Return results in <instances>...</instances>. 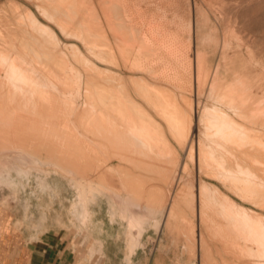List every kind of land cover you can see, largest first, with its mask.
<instances>
[{
    "label": "rangeland",
    "instance_id": "obj_1",
    "mask_svg": "<svg viewBox=\"0 0 264 264\" xmlns=\"http://www.w3.org/2000/svg\"><path fill=\"white\" fill-rule=\"evenodd\" d=\"M106 7L129 53L111 48L95 76L133 103L134 117L117 134L127 142L114 150L109 134H96L94 114L83 123L76 118L88 70L71 58L75 77L61 80L62 94L42 82L73 108L55 118L51 130L59 137L18 140L0 128V150L21 147L112 189L130 206L156 211V218L137 230L120 201L101 190L83 209L67 178L44 168L28 176L14 171V186L0 182L4 229L56 241L64 264H264V0H106ZM173 115L180 120L174 129L166 118Z\"/></svg>",
    "mask_w": 264,
    "mask_h": 264
},
{
    "label": "bare ground",
    "instance_id": "obj_2",
    "mask_svg": "<svg viewBox=\"0 0 264 264\" xmlns=\"http://www.w3.org/2000/svg\"><path fill=\"white\" fill-rule=\"evenodd\" d=\"M85 2L90 3L89 5L92 9L96 8L94 6L93 0H0V128L2 130H5V133L11 135L12 137H15L14 139L20 140V137L22 138L29 133L38 134V136L39 134L47 136H55L57 134V136L59 137L58 132L51 130L52 126L57 122L55 118L59 115H70L73 111V108L68 102L60 104L54 97L50 95V89L48 91V87H45L42 82H49L50 84H52V87L54 86L61 93L63 90L62 88L64 87V84L62 83L63 81L61 82V80L70 79L71 81V77H75V75L71 76V72L73 70V66L71 63L72 58L73 61L75 60L81 65L86 66L88 70V72L83 76L79 75V73L81 72L78 73L79 76L83 77L79 79L84 83L83 86L85 87V89L83 87V91L81 90V95L83 96L84 100L82 101L81 106L77 108L76 112L78 114L76 115L78 116L76 118L81 123H83L88 115V112H91L95 115V117H93L90 121L93 128L95 129L96 134H109L110 136L109 138H107V140L109 141L108 143L112 144L115 147H117V144H123L121 140L117 138V134L118 132L125 134L124 128L117 123V119L114 118V116L105 117L102 115L104 105L102 102L103 99L99 97L100 90L97 88V86L94 89L92 86V84L96 85L94 81H97V75L95 76V73L97 72H94L93 74L91 73L93 71L92 65L100 63L104 59L105 55H107L106 48L109 44H107L105 40L109 38L107 36V32L109 30L106 29L107 25H102L101 21L99 22L96 19V13L92 15L93 17L86 16L89 8H85ZM84 8L85 10H83ZM74 41H76V43ZM89 53L91 57H93L92 59L94 60V63H88V59L86 60L85 56H87V54L89 55ZM80 64L78 65L80 66ZM70 91H72V89ZM76 92L77 91H75V93ZM79 94L80 93H78L77 95ZM62 98L65 97L63 96ZM31 115L35 116L30 117ZM172 118L173 117H171V119L169 118V122L171 123V125L177 124L178 121ZM222 119H224V117ZM222 121L221 123H223ZM221 123L219 124V127L224 124ZM228 125L229 124L227 123V126ZM241 125L243 127V123ZM223 127L221 126L220 129L223 130ZM227 128L232 130L231 126ZM227 128L224 127L225 130L223 131L227 132L229 130ZM252 130L254 131L255 129L252 128L250 133H252ZM247 131L248 129L246 130V132ZM226 139L227 138H225L224 142H226ZM61 144L62 141H60L59 145L61 146ZM251 144L254 145L253 143ZM214 145L218 144L215 143ZM250 145L247 146L250 147ZM222 146H225L224 143ZM119 147H121V145H119ZM226 148L228 149V147ZM233 157L235 156L233 155ZM44 168H48L49 170H56V172H60L59 174L62 173L67 178V181L70 183L69 185H72V187L77 190L76 193L78 192V204L83 209H86V204L88 202L87 200L93 196L90 195L95 193L96 191L101 190L102 192L108 194L107 196H111V198L118 200V202L120 201L122 205V211L124 213H128L129 219H127L129 220L130 225H132V227L134 228H137V230H142V225L149 218H156V211H153L145 206H130L120 195L116 194L112 189L101 184L93 183L90 180L83 179L77 176L75 172L70 169H65L53 163H44L36 154L27 152L21 147H10L0 150V182L2 181L9 186H14L13 181L15 179H12V173L14 171L22 174V176H28L30 175L29 173L32 170H43L44 172ZM88 205L89 203L87 204V206ZM87 212L88 211H86V214ZM88 213H90V211ZM124 213L122 215H124L125 217L127 214L125 215ZM259 219L262 221V218ZM259 221L256 220L257 223ZM158 224L160 223L158 222ZM254 226L256 227V224ZM257 230L259 231V229ZM262 230L263 229L260 230L261 233ZM140 233L142 234V231ZM133 238L134 239H132V241H129V243H132V245L129 244L130 247H133L137 243V239L135 237Z\"/></svg>",
    "mask_w": 264,
    "mask_h": 264
},
{
    "label": "crops",
    "instance_id": "obj_3",
    "mask_svg": "<svg viewBox=\"0 0 264 264\" xmlns=\"http://www.w3.org/2000/svg\"><path fill=\"white\" fill-rule=\"evenodd\" d=\"M93 3H94V6L96 7L95 8L96 10L90 7L89 5L90 3L85 2L86 4L84 5L85 8H89L88 9L89 11L86 14V16L91 17L94 13H96L95 15L96 19L99 22L101 21L102 25L104 26L107 25L106 29L109 30L107 33L108 34L111 33V35H107V36L112 40L110 41L111 47L110 45H108V47L106 48V50H108L107 53L108 54L112 53L111 48L115 49L116 47H118V49L121 47L122 49V51L119 49L117 53L115 52L116 55H126L127 53H129V51L126 50L129 47V41H126L125 38L116 35L118 33V28H116V25L110 21V18H108L109 22H107L108 16L106 15V11H107L106 0H98L97 3L96 2H93ZM85 8L83 10H85ZM101 65H102L101 62L97 64H93L92 72L100 73V70H98V67H100ZM94 82L96 83V85L92 84L93 89L96 88L97 86V88L100 90L99 97L103 99L102 102L104 106H103L102 115L105 117L114 116V118L117 119V123L121 125L124 128V130H126L127 127L124 126V123H127V121H129L131 118L134 117L133 116L134 108L130 106L133 103H130L131 100L128 97L124 98V94H121L123 90L117 89V88L112 89L111 87H107V85L102 84L101 81L98 79L97 81H94ZM171 117H173L172 119L178 121V123L171 125V123L169 122ZM166 118L168 119L167 120L168 124L170 125L172 129L180 125V120H178L174 115L170 117L166 116ZM54 137H57V134ZM120 140L123 144L124 142L125 143L127 142V140H123V139H120ZM110 145L112 146L114 150L117 149V147L113 146L112 144ZM120 148L122 152L123 151L125 152L127 150V146H124V147L121 146ZM4 227H5L4 226V211L0 210V264H64L65 263L66 253L64 250L62 251L57 250L56 241L54 242V245H51V243L49 244V243L41 242V241H29L26 239V236L24 233H21L20 235L19 234L10 235L8 231L4 229ZM232 233H233V230L231 228L227 229V236ZM41 244H45V245H41ZM63 254H64V258L61 259V255L63 256Z\"/></svg>",
    "mask_w": 264,
    "mask_h": 264
}]
</instances>
